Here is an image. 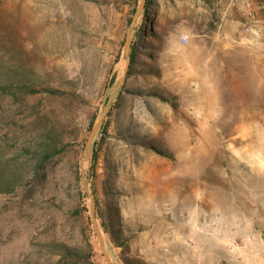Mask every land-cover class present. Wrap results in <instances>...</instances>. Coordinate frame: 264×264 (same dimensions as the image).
Segmentation results:
<instances>
[{"label": "rangeland", "instance_id": "rangeland-1", "mask_svg": "<svg viewBox=\"0 0 264 264\" xmlns=\"http://www.w3.org/2000/svg\"><path fill=\"white\" fill-rule=\"evenodd\" d=\"M142 3L0 0V66L38 89L0 93V166L16 181L0 192V264H107L83 172L116 264L144 260L132 245L154 223L187 233L178 253L195 264H264V0L260 36L227 0H146L112 95Z\"/></svg>", "mask_w": 264, "mask_h": 264}, {"label": "crops", "instance_id": "crops-1", "mask_svg": "<svg viewBox=\"0 0 264 264\" xmlns=\"http://www.w3.org/2000/svg\"><path fill=\"white\" fill-rule=\"evenodd\" d=\"M160 224L148 225L144 231L139 233L136 242L132 245L143 259L154 264H195L197 256L192 255V252L178 253L180 244L182 248L190 250L189 243L185 239L187 233L185 232V238H183L179 236L178 228ZM160 244L163 245L161 249L164 251L157 250Z\"/></svg>", "mask_w": 264, "mask_h": 264}, {"label": "trees", "instance_id": "trees-1", "mask_svg": "<svg viewBox=\"0 0 264 264\" xmlns=\"http://www.w3.org/2000/svg\"><path fill=\"white\" fill-rule=\"evenodd\" d=\"M148 2L150 0H147ZM133 58V53L131 54ZM27 75L29 77H32V73H25V76L23 73H18V76L13 72L5 71L0 66V93H6L11 92L13 90H19L23 89L26 91L32 90L34 88L33 84L31 83L30 79L27 78ZM32 92H38V89H33ZM53 153L46 154L45 159L43 162H47L49 159L53 157ZM96 158L95 153H92V160ZM16 186L15 179L6 178L3 169L0 166V192H8L12 190ZM104 228L109 229L107 225H103ZM133 238L131 237H124L121 238V236L115 233H112L111 240L112 242L121 248H127L129 240ZM57 248H59L60 252L66 256L71 258H77V259H87L85 255H83L78 249L72 248L66 244H57ZM125 264H153L151 262H147L145 260H132V259H123Z\"/></svg>", "mask_w": 264, "mask_h": 264}, {"label": "water", "instance_id": "water-1", "mask_svg": "<svg viewBox=\"0 0 264 264\" xmlns=\"http://www.w3.org/2000/svg\"><path fill=\"white\" fill-rule=\"evenodd\" d=\"M145 2H146V0H143V3L139 6L137 13L134 16L133 20L131 21L130 27L128 28L127 35H126V42H125L126 55L128 57V62H127L126 69H125V76L122 79V81L120 82V84L114 89L112 95L123 85L124 79L126 78L127 73L129 71L130 64H131V52H132V33H133V29H134V26H135L136 19H137L138 15L140 14V12L142 11V7L144 6ZM112 95H111L110 99H112ZM108 112H109V109H106V111L104 112L103 116L93 126V128L91 130V133L89 135L88 141H87V155H86L85 158L82 159V163H84L85 160H88V159H90L92 157L94 138H95L99 128L103 124L104 120L106 119ZM83 184H84V188L86 189L88 195L91 198L92 220H93V223L95 225V229H96V233H97V236H98V239H99V243H100V247H101L102 253H103L104 257H105V260H106L107 264H116L115 261L110 256V254H109V252H108V250L106 248L105 239H104L103 233H102V231L100 229V225H99V222H98V217L96 215L95 196L90 190L87 189L88 181H87L85 172H83Z\"/></svg>", "mask_w": 264, "mask_h": 264}, {"label": "built area", "instance_id": "built-area-1", "mask_svg": "<svg viewBox=\"0 0 264 264\" xmlns=\"http://www.w3.org/2000/svg\"><path fill=\"white\" fill-rule=\"evenodd\" d=\"M228 5L243 20L244 31L248 34L260 36L263 33L262 20L259 17V0H227ZM189 35L182 34V40L187 41Z\"/></svg>", "mask_w": 264, "mask_h": 264}]
</instances>
